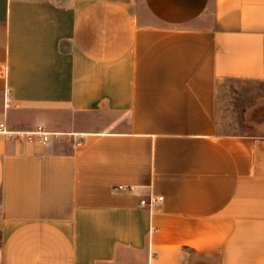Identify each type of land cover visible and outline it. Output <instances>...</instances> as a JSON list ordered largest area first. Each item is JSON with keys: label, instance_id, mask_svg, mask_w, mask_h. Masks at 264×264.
I'll return each mask as SVG.
<instances>
[{"label": "crops", "instance_id": "crops-1", "mask_svg": "<svg viewBox=\"0 0 264 264\" xmlns=\"http://www.w3.org/2000/svg\"><path fill=\"white\" fill-rule=\"evenodd\" d=\"M228 80L264 84V0H0V121L56 134H0V264H264Z\"/></svg>", "mask_w": 264, "mask_h": 264}, {"label": "rangeland", "instance_id": "rangeland-1", "mask_svg": "<svg viewBox=\"0 0 264 264\" xmlns=\"http://www.w3.org/2000/svg\"><path fill=\"white\" fill-rule=\"evenodd\" d=\"M221 133L264 136V84L228 80L218 95Z\"/></svg>", "mask_w": 264, "mask_h": 264}, {"label": "built area", "instance_id": "built-area-1", "mask_svg": "<svg viewBox=\"0 0 264 264\" xmlns=\"http://www.w3.org/2000/svg\"><path fill=\"white\" fill-rule=\"evenodd\" d=\"M0 134L3 135H13L15 134L18 138L22 140H27L30 142L37 141L42 145H48L56 134L47 131L43 126L38 125L34 131L31 132H11L5 121H0ZM81 145V142H78ZM162 198H150L149 200H142L140 202L141 206H151L152 204L161 201Z\"/></svg>", "mask_w": 264, "mask_h": 264}]
</instances>
